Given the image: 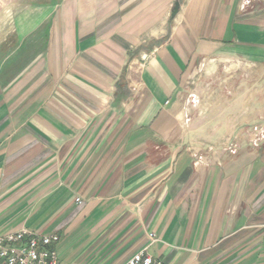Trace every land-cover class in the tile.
Returning a JSON list of instances; mask_svg holds the SVG:
<instances>
[{
  "label": "crops",
  "instance_id": "obj_1",
  "mask_svg": "<svg viewBox=\"0 0 264 264\" xmlns=\"http://www.w3.org/2000/svg\"><path fill=\"white\" fill-rule=\"evenodd\" d=\"M260 131L264 0H0V236L264 264Z\"/></svg>",
  "mask_w": 264,
  "mask_h": 264
},
{
  "label": "built area",
  "instance_id": "obj_2",
  "mask_svg": "<svg viewBox=\"0 0 264 264\" xmlns=\"http://www.w3.org/2000/svg\"><path fill=\"white\" fill-rule=\"evenodd\" d=\"M188 102L195 106L199 99L195 91L188 94ZM189 121V118H185ZM255 143L264 139V131L255 135ZM76 202L80 203L77 198ZM149 238L154 239L153 233ZM60 237L57 234L37 235L22 229L0 236V264H58L56 245ZM125 264H160L147 252L146 248L135 252Z\"/></svg>",
  "mask_w": 264,
  "mask_h": 264
},
{
  "label": "water",
  "instance_id": "obj_3",
  "mask_svg": "<svg viewBox=\"0 0 264 264\" xmlns=\"http://www.w3.org/2000/svg\"><path fill=\"white\" fill-rule=\"evenodd\" d=\"M177 9H178V5L175 6L174 10H173V15H175V13L177 12Z\"/></svg>",
  "mask_w": 264,
  "mask_h": 264
}]
</instances>
